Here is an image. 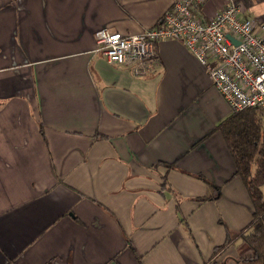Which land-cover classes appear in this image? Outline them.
I'll return each mask as SVG.
<instances>
[{"label": "crops", "instance_id": "0c3cea01", "mask_svg": "<svg viewBox=\"0 0 264 264\" xmlns=\"http://www.w3.org/2000/svg\"><path fill=\"white\" fill-rule=\"evenodd\" d=\"M173 1L0 0V264H238L219 247L253 205L205 66L170 38L144 75L95 51L98 29L139 33Z\"/></svg>", "mask_w": 264, "mask_h": 264}, {"label": "built area", "instance_id": "2783aa9c", "mask_svg": "<svg viewBox=\"0 0 264 264\" xmlns=\"http://www.w3.org/2000/svg\"><path fill=\"white\" fill-rule=\"evenodd\" d=\"M207 0H174L156 24L139 33L95 32V51L112 64H133L144 75L158 56L162 39H176L204 65L213 85L232 111L264 108V17L242 16L240 4L226 0L205 19Z\"/></svg>", "mask_w": 264, "mask_h": 264}, {"label": "trees", "instance_id": "16d2710c", "mask_svg": "<svg viewBox=\"0 0 264 264\" xmlns=\"http://www.w3.org/2000/svg\"><path fill=\"white\" fill-rule=\"evenodd\" d=\"M217 129L232 156L234 174L243 180L253 205L250 221L236 233L228 232L219 248L237 241L238 264H264V108L233 111L218 123ZM213 188V194L204 199L218 196L219 188Z\"/></svg>", "mask_w": 264, "mask_h": 264}, {"label": "rangeland", "instance_id": "374dc122", "mask_svg": "<svg viewBox=\"0 0 264 264\" xmlns=\"http://www.w3.org/2000/svg\"><path fill=\"white\" fill-rule=\"evenodd\" d=\"M248 14L251 16H256L255 14H264V1H260L252 11H248Z\"/></svg>", "mask_w": 264, "mask_h": 264}]
</instances>
